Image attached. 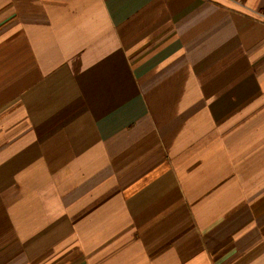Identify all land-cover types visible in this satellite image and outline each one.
I'll list each match as a JSON object with an SVG mask.
<instances>
[{
	"label": "crops",
	"instance_id": "obj_1",
	"mask_svg": "<svg viewBox=\"0 0 264 264\" xmlns=\"http://www.w3.org/2000/svg\"><path fill=\"white\" fill-rule=\"evenodd\" d=\"M264 0H0V264H264Z\"/></svg>",
	"mask_w": 264,
	"mask_h": 264
},
{
	"label": "built area",
	"instance_id": "obj_2",
	"mask_svg": "<svg viewBox=\"0 0 264 264\" xmlns=\"http://www.w3.org/2000/svg\"><path fill=\"white\" fill-rule=\"evenodd\" d=\"M264 16V15H263Z\"/></svg>",
	"mask_w": 264,
	"mask_h": 264
}]
</instances>
